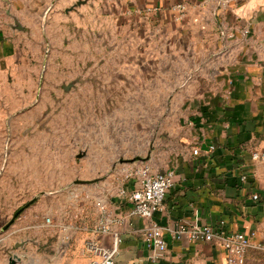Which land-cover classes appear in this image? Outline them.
Here are the masks:
<instances>
[{"label": "rangeland", "instance_id": "rangeland-1", "mask_svg": "<svg viewBox=\"0 0 264 264\" xmlns=\"http://www.w3.org/2000/svg\"><path fill=\"white\" fill-rule=\"evenodd\" d=\"M79 3L77 21L47 17L28 57L0 69V264L71 262L64 250L85 233L65 240L46 219L92 225L127 168L161 172L178 149L182 64L151 51L164 41H135Z\"/></svg>", "mask_w": 264, "mask_h": 264}, {"label": "crops", "instance_id": "crops-1", "mask_svg": "<svg viewBox=\"0 0 264 264\" xmlns=\"http://www.w3.org/2000/svg\"><path fill=\"white\" fill-rule=\"evenodd\" d=\"M79 1L135 41L143 33L151 43L164 41L151 51L183 67L171 98L178 149L161 171L175 170V184L155 215L167 242L157 264H225L220 244L173 238L177 225L194 224L247 235L252 247L245 264H264V159L253 158L264 153V0H0L2 72L43 39L47 17L75 22ZM110 207L122 239L116 264H150L142 237L148 221L130 216L131 206L119 197ZM89 237L76 235L64 250L75 256L67 264L88 261ZM102 242L109 246L113 238Z\"/></svg>", "mask_w": 264, "mask_h": 264}, {"label": "built area", "instance_id": "built-area-1", "mask_svg": "<svg viewBox=\"0 0 264 264\" xmlns=\"http://www.w3.org/2000/svg\"><path fill=\"white\" fill-rule=\"evenodd\" d=\"M198 153L199 149L193 150L194 155ZM253 158L264 159V153H255ZM175 177L173 169L155 172L152 165L142 162L124 171V179L119 187L118 197L131 206L130 216L148 221V225L142 230V237L150 250V264H157L167 252L165 228L155 221V215L162 211L167 193L175 184ZM118 223L119 219L112 213H104L98 221L86 226H78L72 219H46V226L58 228L65 240H70L77 233L91 235L84 241V254L88 257L85 264H116L122 242L119 233L113 230ZM171 234L176 240L186 237L192 242L220 244L226 253L225 264H245L247 252L252 247L247 235L228 234L213 226L177 225L171 230ZM109 236L113 238V242L108 246L102 242V238Z\"/></svg>", "mask_w": 264, "mask_h": 264}, {"label": "water", "instance_id": "water-1", "mask_svg": "<svg viewBox=\"0 0 264 264\" xmlns=\"http://www.w3.org/2000/svg\"><path fill=\"white\" fill-rule=\"evenodd\" d=\"M78 5H81V3H78Z\"/></svg>", "mask_w": 264, "mask_h": 264}]
</instances>
